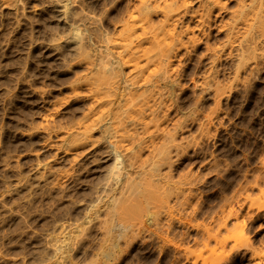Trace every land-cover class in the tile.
I'll return each instance as SVG.
<instances>
[{"label":"rangeland","instance_id":"1","mask_svg":"<svg viewBox=\"0 0 264 264\" xmlns=\"http://www.w3.org/2000/svg\"><path fill=\"white\" fill-rule=\"evenodd\" d=\"M110 1L87 0V7L95 15L102 17L104 13L108 17L103 20L108 22L126 11L129 0H112V8ZM62 2L0 0V264H172V245L179 244L197 196L202 211L207 212L242 190L252 198L258 193L257 189L245 188L254 186L258 171L264 169V31L257 39L256 50L246 53L240 65L238 86H230L234 58L221 61L216 81L227 86L218 105L210 93H202L200 87L193 88L185 81L186 89L178 93L177 110L170 118L178 117L175 114L179 110L184 114L188 111L185 119L191 116L177 133L183 146L178 158L172 160L170 175L173 179L194 175L198 190L193 187V194L197 196L191 198V207L171 205L173 209L161 210L164 215L157 216V221L149 220L159 225L145 224V219L144 227L148 226L140 228L139 233L136 229V238L125 247L118 237L127 222L119 223V215L115 216L118 212L109 218L103 211L94 220L92 215L89 225L84 220L87 205L98 195L111 166L110 161L99 159L102 144L93 148L95 153L100 151L98 156L92 149L78 153V157L73 156L76 151L63 155L66 151L60 149V133L83 120L87 103L83 94L72 91L84 72V64L78 63L77 34L71 31L80 30L82 4L76 3L64 17ZM229 7L234 8V4ZM214 32L209 41L212 46L223 40L222 34ZM191 63L186 66L193 69ZM181 66L183 71L186 66ZM203 68L199 66L197 73ZM81 87L77 90L83 93ZM205 116L211 119L209 123ZM91 135L94 140L99 138L97 132ZM87 152L92 155L85 156ZM257 224L247 230L250 240L256 235ZM106 230L110 232L104 238ZM162 230L169 233L167 241L172 243L163 249L157 236L152 235ZM187 232L190 238L194 234L191 229ZM196 250L191 246V251ZM230 253L227 247L224 255Z\"/></svg>","mask_w":264,"mask_h":264},{"label":"bare ground","instance_id":"2","mask_svg":"<svg viewBox=\"0 0 264 264\" xmlns=\"http://www.w3.org/2000/svg\"><path fill=\"white\" fill-rule=\"evenodd\" d=\"M78 1L63 0L60 8L67 17L74 5L82 4L80 30L71 28V31L77 34L78 63L84 64L81 83L77 80L79 83L76 81L78 84L75 82L72 89L75 84L77 88L80 85L83 93L78 92L79 88L72 91L83 94L87 103L83 120L62 130L58 138L61 148H57L66 151L63 155L76 151L73 156L78 157L86 149L95 153L94 149L103 145V149L99 148L100 158L93 157L110 161V170L98 195L87 205L88 216L84 220L89 225L92 215L94 220L100 212L106 211L108 217L118 212L115 216L119 215V223L127 222L121 226L123 232L118 237L126 247L136 236V229L139 233L140 228L148 226L144 227L145 221L146 224L164 215L161 210L173 209L171 205L191 207L197 179L185 175L177 180L170 175L172 160L183 146V140L178 142L176 138L177 133L191 115L185 119L188 111L184 114L179 110L175 114L178 117L172 120L171 112L175 109L176 113L177 96L184 90L186 80L193 88L200 87V92L210 93L218 105L227 85L220 86L223 83L217 82L215 75L226 58H234L235 63L230 86L241 83L240 65L246 53L256 50L257 39L264 31V0H129L126 11L116 18L112 16L108 22L103 20L104 13L101 17L88 10L87 0ZM232 3L234 8L229 7ZM111 5L112 2L109 8L114 7ZM105 11L108 13L107 8ZM213 31L223 35L222 42L215 46L209 43ZM190 62L193 69L186 66ZM181 65L186 66L183 71ZM201 65L204 70L197 73ZM208 117H204L207 123L211 120ZM93 132L99 135L98 140L92 138ZM87 153L85 156H89ZM261 170L254 178V186L245 188L257 189L253 198L244 194L246 191L241 193L242 190L224 199L216 209L203 212L195 196L187 221L189 227L183 224L186 229L179 235V244L172 245L175 252L172 264H264V169ZM259 215L263 217L261 221L257 220L261 218ZM256 223V235L250 240L247 230ZM188 229L194 232L191 238ZM162 231L152 235L157 236L163 249L172 243L167 241L169 233ZM109 232L106 230L103 237L107 238ZM191 246L197 250L191 251ZM227 247L231 253L224 255ZM111 248L114 249L112 245Z\"/></svg>","mask_w":264,"mask_h":264}]
</instances>
